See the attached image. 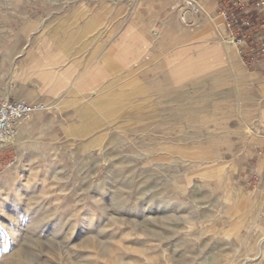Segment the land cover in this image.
Masks as SVG:
<instances>
[{"label":"rangeland","instance_id":"1","mask_svg":"<svg viewBox=\"0 0 264 264\" xmlns=\"http://www.w3.org/2000/svg\"><path fill=\"white\" fill-rule=\"evenodd\" d=\"M185 1L0 0V42L45 26L70 60L45 87L0 77L47 107L0 146V264L264 258V175L244 179L264 161V69L238 57L223 0Z\"/></svg>","mask_w":264,"mask_h":264},{"label":"crops","instance_id":"2","mask_svg":"<svg viewBox=\"0 0 264 264\" xmlns=\"http://www.w3.org/2000/svg\"><path fill=\"white\" fill-rule=\"evenodd\" d=\"M38 27L32 23H25L15 29L18 33L12 35L13 38L10 34L2 35L4 38L0 42V62L3 64L13 62V64L10 66L11 69L4 67V75L0 77L12 80V83L19 87H23L21 79L28 80L29 83L25 82V85L31 86L38 81L36 86L45 87L48 84L47 80H51L54 76L60 78L63 68L70 61L59 46L52 41L49 28ZM71 67L73 68V66ZM253 67L264 69V57L258 60ZM78 77L76 75L72 79L76 85L79 84ZM31 80L33 81L31 82ZM42 94L45 95V92ZM13 95H26L27 101L31 103L40 102L39 95L35 92H26V94L15 92ZM39 112L35 111L30 114L28 125L41 118ZM263 162L262 160L254 171L251 170L244 174L247 183L253 185L260 180L261 175H264V166L260 165L264 164ZM258 264H264V258Z\"/></svg>","mask_w":264,"mask_h":264},{"label":"built area","instance_id":"3","mask_svg":"<svg viewBox=\"0 0 264 264\" xmlns=\"http://www.w3.org/2000/svg\"><path fill=\"white\" fill-rule=\"evenodd\" d=\"M216 12L227 38L246 67L264 57V0H223ZM46 108L42 102L0 96V146L15 137L20 124L32 112Z\"/></svg>","mask_w":264,"mask_h":264},{"label":"bare ground","instance_id":"4","mask_svg":"<svg viewBox=\"0 0 264 264\" xmlns=\"http://www.w3.org/2000/svg\"><path fill=\"white\" fill-rule=\"evenodd\" d=\"M185 6H187L190 10H194V11H196V12H198L199 10H201V6L199 5V4H197L195 1H193V0H186L185 1ZM76 23V22H75ZM228 45H226L225 44V49L226 50H228V47H227ZM91 93H92V95L93 94H95V92H93V91H91ZM91 95V94H90ZM96 96V95H95ZM88 104V103H87ZM245 131H246V134L248 135V136H252V130L250 129V127H248L247 125H245ZM263 138H264V136H263ZM17 203V202H16ZM172 208H174V207H172ZM17 222H15V224H11L10 225V227L11 228H13L14 229V231L17 229V226H19L18 225V223L16 224ZM10 224V223H9ZM44 225V224H43ZM20 227V226H19ZM75 229V228H74ZM73 229V226L71 225V226H69L68 227V230H70L72 233H74V234H77L78 235V233H81V232H83L82 230H83V226H81L80 228H79V230H78V232H77V228L74 230ZM19 230V229H18ZM66 230V229H65ZM64 230V231H65ZM11 232V231H10ZM66 233V232H65ZM71 233V234H72ZM13 235V234H12ZM11 235V236H12ZM76 235V236H77ZM261 237H260V241H258V243L259 242H263L264 241V232L260 235ZM1 238V237H0ZM81 242L82 243H86V244H92V245H95L94 244V242L93 241H90L89 239H87V238H84V239H82L81 240ZM59 253V252H58ZM20 258H14L13 259V257L11 258V264H20Z\"/></svg>","mask_w":264,"mask_h":264}]
</instances>
